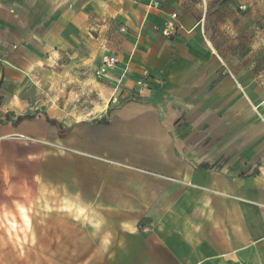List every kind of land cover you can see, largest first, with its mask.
Instances as JSON below:
<instances>
[{"label":"crops","instance_id":"obj_1","mask_svg":"<svg viewBox=\"0 0 264 264\" xmlns=\"http://www.w3.org/2000/svg\"><path fill=\"white\" fill-rule=\"evenodd\" d=\"M159 1L0 0V264H264V0Z\"/></svg>","mask_w":264,"mask_h":264},{"label":"built area","instance_id":"obj_2","mask_svg":"<svg viewBox=\"0 0 264 264\" xmlns=\"http://www.w3.org/2000/svg\"><path fill=\"white\" fill-rule=\"evenodd\" d=\"M135 2H144L147 9H158L160 7L159 0H131ZM178 15L176 12H170L168 18L163 22V25L160 27V32L164 37L173 36L176 31L180 28L177 23ZM117 64V58L111 56L109 54H104L101 57V64L95 71L96 76L101 77L110 69H112ZM149 72L147 70H143L141 72V76L136 80L137 84L140 85L144 89H148L150 87L149 82Z\"/></svg>","mask_w":264,"mask_h":264},{"label":"trees","instance_id":"obj_3","mask_svg":"<svg viewBox=\"0 0 264 264\" xmlns=\"http://www.w3.org/2000/svg\"><path fill=\"white\" fill-rule=\"evenodd\" d=\"M23 118H25L24 116H22V117H18V120L19 119H23ZM51 122V121H50ZM53 123H56V122H54V121H52ZM58 130H59V132L61 133V130L59 129V127H58Z\"/></svg>","mask_w":264,"mask_h":264},{"label":"rangeland","instance_id":"obj_4","mask_svg":"<svg viewBox=\"0 0 264 264\" xmlns=\"http://www.w3.org/2000/svg\"><path fill=\"white\" fill-rule=\"evenodd\" d=\"M95 75H96V73H95ZM98 77V76H97Z\"/></svg>","mask_w":264,"mask_h":264}]
</instances>
